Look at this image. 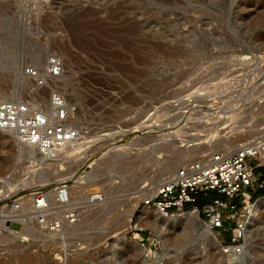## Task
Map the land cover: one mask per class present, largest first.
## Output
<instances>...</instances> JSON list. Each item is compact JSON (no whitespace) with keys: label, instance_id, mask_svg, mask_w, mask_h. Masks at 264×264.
<instances>
[{"label":"rangeland","instance_id":"1","mask_svg":"<svg viewBox=\"0 0 264 264\" xmlns=\"http://www.w3.org/2000/svg\"><path fill=\"white\" fill-rule=\"evenodd\" d=\"M35 52L39 65L32 57ZM51 54L61 58L63 69L49 88L59 89L75 109L74 123L84 128L83 138L90 137L85 142L95 141L98 132L125 133L142 152L118 154V160L110 153L80 185L81 180L73 179L88 160L110 149L113 136L101 142L103 146L93 141L75 150L74 145L59 160L47 161L12 139V133L0 132V187L33 190L65 177L72 187L78 185L74 192L101 188L106 198L64 230L65 242L45 241L31 230L28 249L10 237L29 235L25 228L5 233L0 237V264H59L57 259L67 250H73L68 264L76 258L145 264L144 253L153 246L143 249L140 237L148 239L146 244L158 240L161 264H264V207L255 212L248 229L247 253L232 259L216 249L197 221L188 226L180 216L182 223L171 227L168 221L177 217L153 218V208L138 204L144 183L158 185L185 160L209 149H234L264 135V0H0V93L8 100H32L31 92L18 87L21 67L43 70ZM212 97L235 108L240 105L234 127L220 124L218 136L216 121L207 111L213 107ZM43 104L42 110L48 106L45 100ZM230 130H236L231 136L242 132L244 137L234 145L222 143ZM198 134L219 139L202 151L189 152ZM163 167L172 170L157 177ZM113 233L119 236L110 238Z\"/></svg>","mask_w":264,"mask_h":264},{"label":"built area","instance_id":"2","mask_svg":"<svg viewBox=\"0 0 264 264\" xmlns=\"http://www.w3.org/2000/svg\"><path fill=\"white\" fill-rule=\"evenodd\" d=\"M61 73L62 60L56 54L47 57L43 70L37 65H26L22 73L25 78L18 87L31 92L33 99L0 100V132H13L19 144L32 146L47 161L58 159L82 135V130L74 124V108L59 89L49 88ZM27 80L32 81V86L27 85ZM44 100L49 108L42 110ZM217 104L210 110L223 109V101ZM261 169L264 170V135L240 142L234 149H209L185 160L158 185L144 183L138 204L155 209L164 218L195 210L200 224L214 237L222 255L232 259L244 257L249 247L248 229L254 204L264 198V193L254 198L258 191L264 190ZM84 174L85 171L81 173ZM37 187L34 190L23 186L0 187V236L6 230H20L25 225L45 241L65 242L64 229L106 202L103 189L90 192L83 188L74 192L72 180L68 178ZM11 223L19 227L12 228ZM14 236L10 235L26 247L33 241L31 232L27 236ZM147 240L140 237L137 242L143 248L152 244L153 250L144 253L148 264H161L163 257L159 254L158 240L153 238L146 244ZM72 252L62 251L57 259L59 264H68ZM73 264L97 263L76 258Z\"/></svg>","mask_w":264,"mask_h":264},{"label":"bare ground","instance_id":"3","mask_svg":"<svg viewBox=\"0 0 264 264\" xmlns=\"http://www.w3.org/2000/svg\"><path fill=\"white\" fill-rule=\"evenodd\" d=\"M36 53V52H35ZM32 54V57H37V60H35V58H33V60H35L36 62H37V64L39 65V55L36 53V54ZM34 61V62H35ZM35 62V63H36ZM46 64V63H45ZM66 64L69 66V63L68 62H66ZM3 67L5 68V64L3 65ZM2 67V68H3ZM7 67V66H6ZM8 68V67H7ZM10 68V67H9ZM42 68L44 69L45 67L44 66H42ZM11 69V68H10ZM10 69H8V70H10ZM23 67H21V73L19 72V77L21 78V80H24V75L22 74L23 73ZM41 69V68H40ZM62 69H63V65H62ZM42 70V69H41ZM4 71V70H3ZM9 72H12L11 70L9 71ZM9 74V73H8ZM7 75V74H6ZM27 82V85H30V83L32 82L31 80H27L26 81ZM255 93V92H254ZM219 96V95H218ZM241 96V95H240ZM208 97V96H207ZM237 97V96H236ZM246 97V96H245ZM231 98H233V97H231ZM230 97H228V102H230V100H232ZM248 100H249V98H248V96L246 97ZM209 99V98H208ZM246 99V100H247ZM0 100H8V98L6 97V96H4L3 94H1L0 93ZM20 99L19 98H17V99H15V101H19ZM209 100H211V104H212V106L213 107H211V109H213V108H215V107H217L218 106V104L217 103H220L221 101H223V103H224V107H223V109H217L216 111H213V110H210V109H207V111L208 110H210V112L211 113H209V114H212V118H210L212 121H216V122H214V123H216V125H214L215 127H217L216 129H215V134L218 136V132H220V126L221 125H224L225 123H229L228 124V126L229 127H227V128H231L233 125H232V120L234 119V117L235 116H237L238 117V115L236 114V113H238L239 112V110H238V108H240V105H239V103L238 104H235L234 103V98H233V103L235 104V105H238V106H236V108L235 107H233L231 104H232V102H231V104H227V102H225V100L224 99H220V97L218 98V99H216L215 97H212V98H210ZM237 100V99H236ZM247 100V101H248ZM251 100V99H250ZM258 100V99H257ZM45 101H47V100H45ZM240 101V100H239ZM247 101H245L246 103H247ZM242 102H243V100H242ZM242 102L240 103V104H242ZM260 102V101H259ZM250 103V102H249ZM252 103V102H251ZM258 103V102H257ZM226 104V105H225ZM253 104V103H252ZM260 104V103H259ZM262 104V103H261ZM246 105V104H245ZM248 105V104H247ZM255 105V104H254ZM263 105V104H262ZM211 106V105H210ZM242 106V105H241ZM49 107L48 106H46V108H44L43 110H45V109H48ZM262 109V108H261ZM74 111H75V109H74ZM206 111V110H205ZM241 111V110H240ZM242 113V112H241ZM238 114H240V113H238ZM237 117H235V119L237 118ZM243 117V116H242ZM208 118V117H207ZM187 119V118H186ZM209 119V118H208ZM238 119V118H237ZM246 120V119H245ZM237 121V120H236ZM242 121V120H241ZM243 122H245V121H243ZM224 123V124H223ZM235 123V122H234ZM233 123V124H234ZM75 125H77L81 130H82V135H84V132H83V130H84V128L81 126V124L80 123H74ZM221 124V125H220ZM236 124V123H235ZM239 125V124H238ZM213 126V127H214ZM225 126V125H224ZM224 126H223V129H224ZM231 126V127H230ZM244 126V125H243ZM234 127V126H233ZM241 127V126H240ZM219 128V129H218ZM244 128V127H243ZM210 129H214V128H210ZM86 130V129H85ZM207 130H209V129H207ZM240 130H241V128H240ZM206 131V130H205ZM234 131H236V130H234ZM234 131H232V130H230V131H228V133L226 132V134H230V132H234ZM242 131V130H241ZM245 131V130H244ZM2 132H6L7 134L8 133H12L11 134V138L12 139H14L15 141H17V139H16V137H15V135H14V133L13 132H11V131H2ZM203 132V131H202ZM207 132V131H206ZM210 132V131H209ZM120 133V132H119ZM127 133V132H126ZM201 133V132H200ZM212 133V132H211ZM222 133H223V131H222ZM235 133V132H234ZM241 134L240 135H235V137H233V136H231L232 134H230L229 136H228V139H226V141L225 140H222L221 142L222 143H228L229 144V142H230V145H234V144H236L238 141H239V139H242V137H244V135L242 134V132H240ZM209 134V133H208ZM224 134V133H223ZM210 135V134H209ZM209 135H208V138H209ZM86 136V135H85ZM108 136H113V143H111L110 145H108V146H110V149L108 150H104L103 152H101V153H99V154H97L96 156H95V159H93L91 162H89V160H88V162L87 163H85L83 166H82V169L80 170V172L76 175V177L73 179V181H74V183H80L81 181H82V183H80V185L81 184H83V180H84V178H86V180H87V176H89V173H91V170H93V168L95 169V171H96V169H98V167H96V163L97 162H100V160H103V158L105 157V156H107V155H111L110 153H113V157H115L114 159H116V160H118L117 159V156H118V154H123L124 156H130V155H132L133 153H132V150H135V151H137V153H135V155H137V154H140L141 152H142V149H135V148H133L132 146H137V144L135 145V141L133 142V140H131L132 139V136L130 137H128L127 135H125V133H124V135H121V134H118V133H115V134H113V135H106V134H100V132H98L97 133V135L96 136H94V137H96V139H95V141L94 140H92L91 142H93L94 141V143L95 144H100V146H103V145H101V142H103L106 138H108ZM201 136H204V135H196V137L198 138V140H196V145L192 148L191 146V151H189V152H194V153H196V152H199L200 150L202 151L203 149H204V147H206V144L207 145H210V143L211 142H213L212 140H214V139H216L217 138V136H216V138H213L212 139V137H211V139L212 140H210V138L209 139H207V138H201ZM205 136H207V134L205 135ZM215 136V135H214ZM225 136V135H224ZM121 138L122 139V141L120 140V142L119 143H116V139L118 140V138ZM219 137H220V134H219ZM88 138H90V137H82L81 136V138L79 139V141H77L76 143H73V144H71V145H69V146H67L66 148H65V150L67 149V150H69L70 151V149H69V147H71V146H74V145H77L76 147H73L75 150H78V149H80V148H85V146L88 144H90L89 142H85ZM220 138H222V137H220ZM227 138V137H226ZM110 139H112V137H110ZM193 139V138H192ZM217 139H219V138H217ZM225 139V138H224ZM87 141H89V139L87 140ZM194 141V140H193ZM216 141V140H215ZM18 142V141H17ZM213 143H215V142H213ZM218 143H219V141H218ZM128 144V145H127ZM94 145V144H93ZM139 145V144H138ZM141 145V144H140ZM215 145V144H214ZM23 146H25V145H23ZM107 146V147H108ZM187 146V145H186ZM216 146V145H215ZM214 146V147H215ZM26 147H28V148H32L37 154H36V156L37 155H39L38 154V152L32 147V146H26ZM188 147V146H187ZM211 147V146H210ZM236 147H238V146H236ZM32 149L30 150L29 149V151H32ZM74 149H72V150H74ZM207 149H209V147L207 146ZM74 150V151H75ZM81 150H83V149H81ZM205 151H206V149H205ZM109 152V153H108ZM68 153V152H67ZM66 153V154H67ZM85 153V152H84ZM106 153V154H105ZM73 155H74V153H73ZM123 156V157H124ZM138 156V155H137ZM38 158H40L41 159V157L42 156H37ZM69 156H67V158H68ZM109 157V156H108ZM64 158V157H63ZM73 158V157H72ZM65 159H66V157H65ZM59 160V159H58ZM73 160V159H72ZM100 164V163H99ZM62 165H67V164H62ZM171 170H172V168H171ZM170 170V168H168V167H163V169H162V171L160 172V173H158L157 174V177H159V176H161L163 173H168V172H170L171 171ZM83 171H85V174L84 175H81V173L83 172ZM174 171L175 170H172V172L171 173H174ZM94 174V173H93ZM65 178V177H64ZM90 178V177H89ZM91 178H93V176L91 177ZM90 178V179H91ZM61 179H63V178H61ZM81 180V181H80ZM80 181V182H79ZM96 181H94V183H95ZM93 183V184H94ZM95 185V184H94ZM94 185H92L91 184V186H94ZM78 186V185H77ZM76 186V184H74V186L71 188V190L73 191V189L74 190H76V189H78L79 187H77ZM35 189H38V188H35ZM34 190V189H33ZM91 192V191H90ZM254 207H255V210H254V214H255V212L258 210V209H260V207H264V198H262V199H259L258 201H256L255 202V204H254ZM158 212L155 210V209H153V212H152V214H151V217H156V216H158ZM253 214V215H254ZM181 216H183L184 217V219H185V224L186 225H188V226H195V225H198V224H196L195 222H196V218H197V213H196V211L195 210H189L188 212H186L185 214H183V215H181ZM176 217H180V216H176ZM254 217V216H253ZM170 218H173V217H170ZM150 219V218H149ZM253 219V218H252ZM153 221L154 220H151V222L153 223ZM77 224V223H76ZM76 224H74V225H72L71 227H74ZM71 227H67L66 229H68V228H71ZM128 227H129V223H126V225H125V229L123 230V234H124V232L125 231H127V229H128ZM22 228H25V231H28L29 233L31 232L30 230H28L27 229V227L25 226V225H23L22 227H21V229L20 230H16V231H13V230H6V232L5 233H8V232H19V231H21L22 230ZM127 228V229H126ZM66 229H64V230H66ZM205 229V228H204ZM64 230H63V232H64ZM206 230V229H205ZM207 231V230H206ZM4 233V234H5ZM111 233V232H110ZM209 236H210V238H211V240L213 241V243H214V245H215V247H216V249L218 250L219 248H218V244H217V242H216V240L214 239V237L207 231L206 232ZM3 234V235H4ZM2 235V236H3ZM12 235H15L14 237H22V236H20V235H16V234H12ZM2 236H0V237H2ZM117 236H119V234H116V233H113L112 235H111V237L110 238H116ZM43 239V238H42ZM43 240H45V239H43ZM21 244V243H20ZM114 245H115V248H118L119 247V245H118V243L117 242H115L114 243ZM144 249V248H143ZM140 251V250H139ZM117 252V251H116ZM168 252V251H167ZM220 252V251H219ZM140 253H144V251L142 250V248H141V252ZM221 253V252H220ZM115 255H113V257H114ZM224 256V255H223ZM229 258V257H228ZM148 259H146V257H145V264H148L149 262L147 261ZM230 260V259H229ZM229 260H227V261H229Z\"/></svg>","mask_w":264,"mask_h":264},{"label":"water","instance_id":"4","mask_svg":"<svg viewBox=\"0 0 264 264\" xmlns=\"http://www.w3.org/2000/svg\"><path fill=\"white\" fill-rule=\"evenodd\" d=\"M182 221H183V217H177V218H174V219H172V220L170 219V220L168 221V224H169L171 227H176L177 225H179L180 223H182ZM196 221H197V223L200 224L198 218H196ZM200 225H201V224H200Z\"/></svg>","mask_w":264,"mask_h":264}]
</instances>
